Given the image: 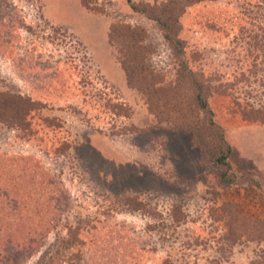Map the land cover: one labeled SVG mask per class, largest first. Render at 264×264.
<instances>
[{
    "label": "rangeland",
    "instance_id": "1",
    "mask_svg": "<svg viewBox=\"0 0 264 264\" xmlns=\"http://www.w3.org/2000/svg\"><path fill=\"white\" fill-rule=\"evenodd\" d=\"M259 119L264 0H0V264H264Z\"/></svg>",
    "mask_w": 264,
    "mask_h": 264
},
{
    "label": "trees",
    "instance_id": "2",
    "mask_svg": "<svg viewBox=\"0 0 264 264\" xmlns=\"http://www.w3.org/2000/svg\"><path fill=\"white\" fill-rule=\"evenodd\" d=\"M164 26H167V24H164ZM165 40L169 43V46L172 49L173 56H177L179 53V50L181 49V43L178 41V39L174 38V36L170 37L168 33L164 35ZM197 102L199 104V107L201 109H207L208 105L205 102V100L201 97V88H198V93H197ZM242 115L246 118L253 117L251 115H245L242 112ZM254 120V119H252ZM257 121V120H256ZM258 121H264V119H259ZM230 153V148L229 146L225 145V150L219 152L215 157H213V164L217 167L218 173H217V180L222 186H230L234 184V176L229 173L230 171V165L228 163V157Z\"/></svg>",
    "mask_w": 264,
    "mask_h": 264
}]
</instances>
